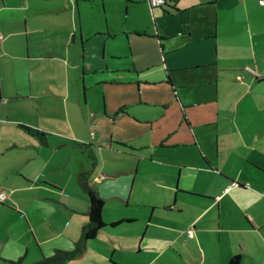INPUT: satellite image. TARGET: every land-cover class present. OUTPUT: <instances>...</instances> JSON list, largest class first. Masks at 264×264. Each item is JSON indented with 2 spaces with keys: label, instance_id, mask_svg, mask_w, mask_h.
<instances>
[{
  "label": "crops",
  "instance_id": "1",
  "mask_svg": "<svg viewBox=\"0 0 264 264\" xmlns=\"http://www.w3.org/2000/svg\"><path fill=\"white\" fill-rule=\"evenodd\" d=\"M263 72L258 0H0V264L73 249L82 172L91 264H264Z\"/></svg>",
  "mask_w": 264,
  "mask_h": 264
},
{
  "label": "trees",
  "instance_id": "2",
  "mask_svg": "<svg viewBox=\"0 0 264 264\" xmlns=\"http://www.w3.org/2000/svg\"><path fill=\"white\" fill-rule=\"evenodd\" d=\"M25 131L36 135V136H42L43 134L39 132L37 129H33L26 125H20ZM126 146L125 144H123ZM80 183L82 188L85 190L88 198V209H87V220L82 227V233H81V239L76 243V246L71 251H65V252H59L49 258L40 259L37 261H33L27 264H49L52 262L57 261H64L66 259L74 258L77 254H81L85 242L87 240L95 238L97 233L105 226L104 221L102 220L101 213L103 208V199L99 196V194L88 185L86 173L80 174ZM119 221H116L112 224L118 223ZM14 264H22L19 261H13ZM225 264H240V257L239 255H233L230 257Z\"/></svg>",
  "mask_w": 264,
  "mask_h": 264
},
{
  "label": "rangeland",
  "instance_id": "3",
  "mask_svg": "<svg viewBox=\"0 0 264 264\" xmlns=\"http://www.w3.org/2000/svg\"><path fill=\"white\" fill-rule=\"evenodd\" d=\"M113 203H115V202L112 201V200L106 201L105 204H104L105 205V208L111 207ZM118 205H119L118 206L119 208L127 209V210H129V209L135 210L136 209L138 211H141V210H145L146 209V208H144V206H134V205H132V206H125L123 202H119V201H118ZM146 210H149V208L147 207ZM108 219L109 218H108V215L107 214L103 215V220L108 221ZM140 223L143 225V224H145V221H143L141 219ZM134 225L135 224H131L129 226L122 225V227L124 226V228H130V227H132ZM92 242H93L92 244H95V246H97V247L96 248H95V246L94 247H90L89 252L92 253V254L98 253L100 251L99 249H102L103 245L101 244V242L99 241V239H94ZM75 246H76V244H74L73 249L75 248ZM88 255L89 254H87V255L85 254V255H82V257H80V254H77L74 258H71L69 260L67 259L66 264H71V262H74L76 264H91L89 262L90 260H88L89 259ZM75 259H77L76 262L74 261ZM139 262H141V261L139 260Z\"/></svg>",
  "mask_w": 264,
  "mask_h": 264
},
{
  "label": "built area",
  "instance_id": "4",
  "mask_svg": "<svg viewBox=\"0 0 264 264\" xmlns=\"http://www.w3.org/2000/svg\"><path fill=\"white\" fill-rule=\"evenodd\" d=\"M259 3H264V0H258ZM149 5L151 7H157V6H163L166 4L167 0H148ZM248 72H251L252 74H255V70L251 67H246ZM264 73V72H263ZM6 194L3 190H0V201L5 199Z\"/></svg>",
  "mask_w": 264,
  "mask_h": 264
},
{
  "label": "water",
  "instance_id": "5",
  "mask_svg": "<svg viewBox=\"0 0 264 264\" xmlns=\"http://www.w3.org/2000/svg\"><path fill=\"white\" fill-rule=\"evenodd\" d=\"M49 264H66L64 261H57V262H52V263H49Z\"/></svg>",
  "mask_w": 264,
  "mask_h": 264
}]
</instances>
